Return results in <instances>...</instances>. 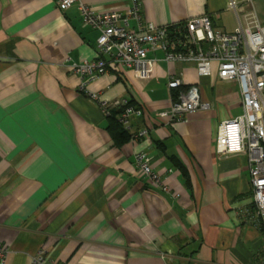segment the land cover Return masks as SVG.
<instances>
[{
	"label": "crops",
	"instance_id": "0c3cea01",
	"mask_svg": "<svg viewBox=\"0 0 264 264\" xmlns=\"http://www.w3.org/2000/svg\"><path fill=\"white\" fill-rule=\"evenodd\" d=\"M96 11L126 12L131 0H81ZM139 0L144 21L164 26L208 15L231 33L264 0ZM131 27L134 23L131 22ZM98 31L76 5L57 0H0V244L5 264H30L39 248L57 264H257L261 237L238 210L251 202L247 157H219L217 126L241 114L235 81L200 77L167 63L159 50L147 79L109 70L87 86L100 99L126 98L143 110L117 143L107 117L79 89L71 65L96 58ZM198 88L212 104L185 121L157 116L177 91ZM240 110V113L237 111ZM238 113V114H237ZM145 152L167 190L135 171Z\"/></svg>",
	"mask_w": 264,
	"mask_h": 264
},
{
	"label": "built area",
	"instance_id": "2783aa9c",
	"mask_svg": "<svg viewBox=\"0 0 264 264\" xmlns=\"http://www.w3.org/2000/svg\"><path fill=\"white\" fill-rule=\"evenodd\" d=\"M72 5L77 6L82 22L99 33L96 58L71 65L72 71L80 78L79 89L99 106L106 117L117 111V122L126 131L130 129L131 118L143 115L139 105L126 98L102 100L98 93L88 91L87 86L109 70H132L140 78H149L156 62L149 57L150 52L159 50L163 54L162 60L167 63L192 65L200 77L208 76L212 63H215L220 80L237 83L241 114L218 124L214 150L219 157L235 153H244L247 157L251 202L238 212L259 230L262 243L257 264H264V24L253 11H249L231 33L213 26L208 15L158 26L142 19L139 0H131L126 12L96 11L81 0H57L60 9ZM237 5L231 0L227 7L236 9ZM183 84L180 77H171L167 87L177 94L169 109L157 116L167 118L169 122H182L189 113L212 107L210 102L200 99L196 86L182 89ZM146 133L147 129L142 128L132 134L131 139ZM133 157L139 176L167 190L164 178L152 169L147 153L136 152ZM7 252L8 248L0 244V264H5ZM30 264L57 263L45 249L39 248L32 255Z\"/></svg>",
	"mask_w": 264,
	"mask_h": 264
},
{
	"label": "trees",
	"instance_id": "16d2710c",
	"mask_svg": "<svg viewBox=\"0 0 264 264\" xmlns=\"http://www.w3.org/2000/svg\"><path fill=\"white\" fill-rule=\"evenodd\" d=\"M117 114H118L117 111H113L111 115L107 117L109 124V131L115 142L122 143L125 140L131 138V135L129 134L128 131L124 130L122 126L117 122L116 119Z\"/></svg>",
	"mask_w": 264,
	"mask_h": 264
},
{
	"label": "rangeland",
	"instance_id": "374dc122",
	"mask_svg": "<svg viewBox=\"0 0 264 264\" xmlns=\"http://www.w3.org/2000/svg\"><path fill=\"white\" fill-rule=\"evenodd\" d=\"M237 112H238V113H240V110H239V111H237ZM238 113H237V114H238Z\"/></svg>",
	"mask_w": 264,
	"mask_h": 264
}]
</instances>
